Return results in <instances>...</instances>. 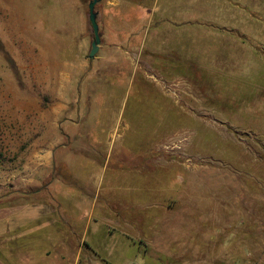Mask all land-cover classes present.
Masks as SVG:
<instances>
[{
  "label": "rangeland",
  "instance_id": "obj_1",
  "mask_svg": "<svg viewBox=\"0 0 264 264\" xmlns=\"http://www.w3.org/2000/svg\"><path fill=\"white\" fill-rule=\"evenodd\" d=\"M116 1L96 4L102 42L91 59L90 0H0V204L40 190L39 175L62 182L50 192L114 197L132 222L129 246L112 262L100 238L80 237L71 255L55 250L65 263L264 264V0L180 1L188 14L174 20L220 22L261 54L165 74L222 85L210 101L194 91L197 103L150 75L135 30L145 27ZM45 159L54 167L41 172Z\"/></svg>",
  "mask_w": 264,
  "mask_h": 264
},
{
  "label": "crops",
  "instance_id": "obj_2",
  "mask_svg": "<svg viewBox=\"0 0 264 264\" xmlns=\"http://www.w3.org/2000/svg\"><path fill=\"white\" fill-rule=\"evenodd\" d=\"M180 1L182 2H169V7L174 10H170L168 14L166 0H117L112 5L124 8V11L129 9L134 15L136 13V23L144 25L143 30L141 25L135 27L141 40L139 53H145L149 57L148 71L152 73L150 75H154L153 71L161 75L160 83L164 81L169 90L168 94L182 100L192 96L194 99L188 103H197L194 94L196 92V95H202L210 101L211 98L220 96V91L223 90L219 87L222 85L199 87L197 81L189 78V83L186 81L183 85L168 80L165 74L169 75L172 72L170 70L178 72L176 70L180 68L191 74L216 64L225 69L230 63L226 57L253 55L259 62L261 54L247 38L227 30L225 26H222V29L218 25L220 22L212 20L198 23L187 18L184 21L174 20L172 16L181 19L183 15L186 17L188 14L185 8L187 4L183 6ZM207 23H216L218 26H202ZM122 32L127 31L122 29ZM236 68H239V63ZM139 69L142 73L147 71L143 66H139ZM239 75H245L243 69ZM156 78L157 76L154 79ZM227 93L228 91L224 90L223 95ZM38 166L41 172H44L51 166L53 168L54 164L51 165V161L45 159L39 161ZM37 179L41 185L40 190L23 195L16 203L0 204V264H70L62 262V257L55 250L64 248L69 254V248L74 245L73 242H79L80 237L82 242L89 241L90 245L91 238L97 242L100 238L101 243L98 246L106 250L110 261L116 262L119 258L120 242L125 243V247L129 246L124 239L127 230L125 225L130 226L132 222H127L124 216L121 217V210L125 211V208L114 197H102L99 189L95 193L76 190L74 193L72 190L56 193L47 191L50 187L45 185L62 183L60 179L58 182V178L52 175H39ZM174 180L175 183H181L183 177ZM32 196H35V199H30ZM125 206L128 210L131 205ZM170 209V206L167 207V210Z\"/></svg>",
  "mask_w": 264,
  "mask_h": 264
},
{
  "label": "water",
  "instance_id": "obj_3",
  "mask_svg": "<svg viewBox=\"0 0 264 264\" xmlns=\"http://www.w3.org/2000/svg\"><path fill=\"white\" fill-rule=\"evenodd\" d=\"M97 2L98 0H90L89 2V20L93 29L94 36L93 41L91 43V50L89 53V57L91 59L96 56L102 42L100 27L98 23V12L95 9Z\"/></svg>",
  "mask_w": 264,
  "mask_h": 264
},
{
  "label": "trees",
  "instance_id": "obj_4",
  "mask_svg": "<svg viewBox=\"0 0 264 264\" xmlns=\"http://www.w3.org/2000/svg\"><path fill=\"white\" fill-rule=\"evenodd\" d=\"M129 16H130V14L129 15H126V17H129ZM107 264H111V263L107 262Z\"/></svg>",
  "mask_w": 264,
  "mask_h": 264
}]
</instances>
